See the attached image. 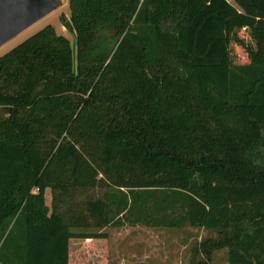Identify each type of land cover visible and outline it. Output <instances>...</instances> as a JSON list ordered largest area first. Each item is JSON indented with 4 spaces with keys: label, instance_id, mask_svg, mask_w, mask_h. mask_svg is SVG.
Masks as SVG:
<instances>
[{
    "label": "trees",
    "instance_id": "16d2710c",
    "mask_svg": "<svg viewBox=\"0 0 264 264\" xmlns=\"http://www.w3.org/2000/svg\"><path fill=\"white\" fill-rule=\"evenodd\" d=\"M232 1L67 0L72 41L0 55V264H73L70 239L123 226L264 264V0Z\"/></svg>",
    "mask_w": 264,
    "mask_h": 264
},
{
    "label": "rangeland",
    "instance_id": "374dc122",
    "mask_svg": "<svg viewBox=\"0 0 264 264\" xmlns=\"http://www.w3.org/2000/svg\"><path fill=\"white\" fill-rule=\"evenodd\" d=\"M229 1L233 3L232 0ZM60 3V7L0 46V55L45 25L52 26L57 35L72 41V36L62 30L60 24V17L68 16L66 0H60ZM238 36L242 37L244 34L238 32ZM230 53L234 61H243L244 53L240 47L231 44ZM101 194L102 190L94 189L87 191L84 196L77 195L76 199L97 198ZM49 203L50 195L47 192L46 205L49 206ZM100 232L104 234L101 238L70 239L69 261L73 264H189L191 248L206 238L216 237L213 230L189 227H105ZM208 264H226V249L213 250Z\"/></svg>",
    "mask_w": 264,
    "mask_h": 264
},
{
    "label": "water",
    "instance_id": "95a60500",
    "mask_svg": "<svg viewBox=\"0 0 264 264\" xmlns=\"http://www.w3.org/2000/svg\"><path fill=\"white\" fill-rule=\"evenodd\" d=\"M60 5V0H0V46Z\"/></svg>",
    "mask_w": 264,
    "mask_h": 264
},
{
    "label": "crops",
    "instance_id": "0c3cea01",
    "mask_svg": "<svg viewBox=\"0 0 264 264\" xmlns=\"http://www.w3.org/2000/svg\"><path fill=\"white\" fill-rule=\"evenodd\" d=\"M228 3L230 2L229 0H226ZM230 4H231V2H230ZM66 5H67V0H66ZM232 5H233V3H232ZM65 18L67 19L68 18V16H65ZM61 28H62V30L64 29V27L63 26H61ZM65 30V29H64ZM49 193V190L48 189H46L45 191H44V202H45V204H46V193ZM86 240H88V239H86ZM68 260H69V258H68Z\"/></svg>",
    "mask_w": 264,
    "mask_h": 264
}]
</instances>
